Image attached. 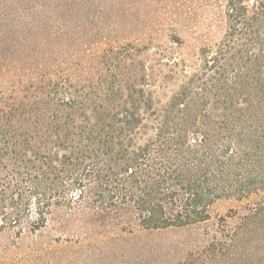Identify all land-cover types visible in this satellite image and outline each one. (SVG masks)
<instances>
[{"label":"trees","instance_id":"obj_1","mask_svg":"<svg viewBox=\"0 0 264 264\" xmlns=\"http://www.w3.org/2000/svg\"><path fill=\"white\" fill-rule=\"evenodd\" d=\"M216 1L0 0V235L78 212L102 227L103 260L126 235L254 199L230 236L199 240L237 254L264 211V0H225L188 35ZM184 247L178 264L195 262Z\"/></svg>","mask_w":264,"mask_h":264},{"label":"rangeland","instance_id":"obj_2","mask_svg":"<svg viewBox=\"0 0 264 264\" xmlns=\"http://www.w3.org/2000/svg\"><path fill=\"white\" fill-rule=\"evenodd\" d=\"M224 6L225 0H218L215 5L207 7L204 14L189 24L193 26L187 31L188 35L206 34L208 30L204 25L214 17L221 20ZM254 203V199L223 200L213 206L212 218L206 223L183 229L126 235L120 243L125 252L103 259L108 263L102 260V227L91 229L77 223L80 222L75 217L78 212L55 210L45 227L34 233L26 232L20 237L0 235V264H178L191 254L184 245H193L198 252L196 261L191 264H264V211L241 231V237L235 244L236 255L223 250L220 254L224 255L213 259L209 257L210 252L201 253L200 246L205 244L199 243L201 239L230 236ZM80 209L88 211L85 207ZM144 245L158 247L150 261H141V257L133 253ZM207 257L210 259L206 260Z\"/></svg>","mask_w":264,"mask_h":264}]
</instances>
